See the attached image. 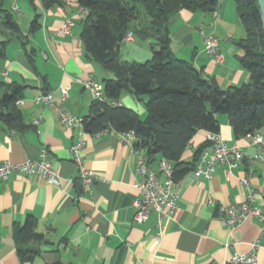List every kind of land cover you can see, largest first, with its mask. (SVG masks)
I'll use <instances>...</instances> for the list:
<instances>
[{
    "label": "crops",
    "instance_id": "1",
    "mask_svg": "<svg viewBox=\"0 0 264 264\" xmlns=\"http://www.w3.org/2000/svg\"><path fill=\"white\" fill-rule=\"evenodd\" d=\"M14 6L19 12L13 11ZM3 7L11 12L20 33L11 35L0 20V43L6 42L0 56V80L22 87L16 106L24 128L10 129L0 120V163L21 164L45 152L61 185L18 171L0 180V264H224L231 254L248 252L256 239L264 243L257 219L227 226L219 214L220 206L237 205L249 194L253 205L264 213V162H250L258 149L249 135L235 138L228 117L216 115L218 133L226 143L238 144L245 158L234 169L217 165L210 179L195 177L192 170L173 181L178 193L176 209L158 238L155 213L142 219L132 206L138 195L134 184L140 180L138 158L132 152L134 139L122 140L121 133L112 129L95 137L81 124L67 128L55 107L34 100L50 92L56 106L83 120L94 100L79 81L91 77L103 92V80L113 77L83 46L82 20L87 11L74 0L49 8L41 0H4ZM34 19L37 27L31 31ZM67 19L73 21L70 33H58ZM169 31L172 53L201 69L220 88L249 82V73L239 61L243 51L235 43L245 37V31L234 0H221L211 13L180 10ZM201 33L219 40L224 55L221 64L204 52ZM150 42L133 34L121 43L120 60L121 48L131 61L148 60ZM63 88H67L65 98ZM114 103L133 110L140 120L146 116L143 102L132 93H122ZM206 134L198 131L192 137L182 161L192 160L195 149L206 142ZM78 140L84 141V165L98 178L91 194L81 191L72 161L70 149ZM149 166L157 171L156 162ZM28 221L41 239L19 242L18 231ZM257 264H264V249L257 253Z\"/></svg>",
    "mask_w": 264,
    "mask_h": 264
},
{
    "label": "trees",
    "instance_id": "2",
    "mask_svg": "<svg viewBox=\"0 0 264 264\" xmlns=\"http://www.w3.org/2000/svg\"><path fill=\"white\" fill-rule=\"evenodd\" d=\"M3 1L0 0L1 25L17 36L20 29L11 12L3 7ZM74 1L87 11L81 30L85 51L113 74L102 82L104 102L93 101L89 115L82 120L86 133L132 131L133 147L143 154L146 164L166 160L172 167L173 181L194 170L202 151L211 145L206 141L195 149L190 162L182 161V154L198 131L218 133L216 115L228 117L235 138L253 133L264 135V25L257 0H234L245 31V37L235 43L243 51L239 61L249 73V82L226 89L172 53L169 31L171 20L180 10L211 13L221 0ZM61 2L41 0L45 8ZM36 21L32 22L31 31L36 29ZM129 34L151 41L148 60H120L119 47ZM5 45L6 42L0 43V56ZM124 92L143 102V120L131 109L112 105ZM21 98V86L0 80V120L10 129L24 128L16 106ZM17 238L19 242L41 239L31 221L18 231Z\"/></svg>",
    "mask_w": 264,
    "mask_h": 264
},
{
    "label": "built area",
    "instance_id": "3",
    "mask_svg": "<svg viewBox=\"0 0 264 264\" xmlns=\"http://www.w3.org/2000/svg\"><path fill=\"white\" fill-rule=\"evenodd\" d=\"M82 11L86 10L81 8ZM14 12H19L17 6L13 7ZM73 21L67 19L59 28L58 33L67 35L70 33ZM204 52L210 55L215 63L221 64L224 61V55L220 49L219 40L213 35H204ZM129 34L126 39H131ZM90 91L93 100L96 102H104V96L101 87L96 81L89 77L86 81H79ZM63 98L67 96V88L61 89ZM35 102L50 107H55L58 111L60 122L67 128H71L76 124H81L82 119L77 118L62 107L56 106L52 94L46 93L35 97ZM18 102L16 103V105ZM112 105L118 103L112 102ZM106 131H100L94 136L99 137ZM251 137L252 144L258 149L257 154L249 158L250 162H264V135L261 133L248 134ZM120 137L125 140L126 137L134 139L133 132L129 131L121 133ZM206 141L210 142V149L202 151L199 161L197 162L193 174L195 177L203 176L210 179L215 167L219 164L226 165L229 169H234L241 165L245 158L242 148L236 144L226 143L219 133H207ZM83 140L76 141L71 147L72 161L78 171V179L80 188L83 193L91 194L93 192L95 181L98 179L93 171L88 169L82 159ZM187 147H190L188 144ZM132 152L137 155L136 173L140 176V180L134 184L138 195L134 199L132 206L136 210V214L142 219H146L151 212L156 215L157 237L160 238L163 232L164 223L170 220L176 209V201L178 193L173 189L172 167L164 159L157 164V171L152 170L147 164L143 154L134 149ZM46 153H40V158L36 160H27L21 164H11L9 162L0 163V180L6 179L13 171L24 174H33L39 179L45 180L49 184L56 186L61 185V178L58 171L53 167L50 161L46 160ZM159 174L163 176L161 180ZM242 184H246L242 180ZM212 204V201L210 202ZM219 214L222 216V222L227 226H235L248 218H255L260 223V236H264V213L252 203V195H248L245 200L237 205L229 204L219 207ZM260 249H264V243L258 238L251 243L250 249L246 253L231 254L224 264H257V253Z\"/></svg>",
    "mask_w": 264,
    "mask_h": 264
},
{
    "label": "water",
    "instance_id": "4",
    "mask_svg": "<svg viewBox=\"0 0 264 264\" xmlns=\"http://www.w3.org/2000/svg\"><path fill=\"white\" fill-rule=\"evenodd\" d=\"M257 4L259 7V11H260V15H261V19L264 25V0H257Z\"/></svg>",
    "mask_w": 264,
    "mask_h": 264
},
{
    "label": "rangeland",
    "instance_id": "5",
    "mask_svg": "<svg viewBox=\"0 0 264 264\" xmlns=\"http://www.w3.org/2000/svg\"><path fill=\"white\" fill-rule=\"evenodd\" d=\"M142 19H144L143 16H142ZM222 42L224 43L223 40H222ZM121 51H122V57H121V60H128V61H131L130 59H128V55L126 54L125 49L121 48ZM144 61H145V60H144ZM144 61H140V62H144Z\"/></svg>",
    "mask_w": 264,
    "mask_h": 264
}]
</instances>
